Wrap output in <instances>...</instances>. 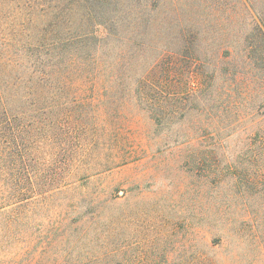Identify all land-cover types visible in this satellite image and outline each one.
I'll list each match as a JSON object with an SVG mask.
<instances>
[{
  "label": "rangeland",
  "instance_id": "rangeland-1",
  "mask_svg": "<svg viewBox=\"0 0 264 264\" xmlns=\"http://www.w3.org/2000/svg\"><path fill=\"white\" fill-rule=\"evenodd\" d=\"M119 3L120 20L95 28L106 134L68 168L39 138L8 161L11 186L49 169L50 190L72 186L14 224L17 207L0 211V264H264V0ZM85 83L72 98L92 100Z\"/></svg>",
  "mask_w": 264,
  "mask_h": 264
},
{
  "label": "trees",
  "instance_id": "trees-1",
  "mask_svg": "<svg viewBox=\"0 0 264 264\" xmlns=\"http://www.w3.org/2000/svg\"><path fill=\"white\" fill-rule=\"evenodd\" d=\"M119 6V0H0V211L17 207L14 213L20 215L18 219L15 215L11 224L23 220L29 207L51 199L54 193L69 191L72 185H66L61 176V187L65 188L50 190L61 172L49 169L42 171L43 180L34 173L31 177L20 173L17 185L11 186L7 178L10 173L3 171L9 160H18L17 165L22 166L23 158L34 148L33 140L39 138L46 145L44 153L51 165L58 160L62 168H68L86 143L96 144L106 134L108 90L104 62L96 54L106 36L98 37L95 28L119 21ZM262 18L257 28L264 39ZM91 74L97 82L90 78ZM85 82H92L85 90L92 100L77 101L71 95H79L74 91L84 90ZM20 92L29 105L24 107V101L21 102L14 113L12 99ZM35 95L48 100L46 105L35 107L30 102ZM16 118L27 122L18 131L12 130ZM28 127L32 131H27ZM18 142L16 158L13 146ZM26 142L30 143L29 148ZM20 182L30 186L25 189ZM40 199L43 200L37 202Z\"/></svg>",
  "mask_w": 264,
  "mask_h": 264
}]
</instances>
